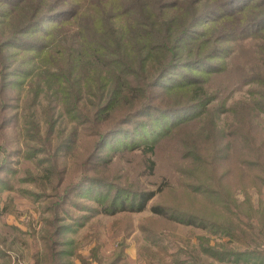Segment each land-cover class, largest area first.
<instances>
[{
	"label": "rangeland",
	"instance_id": "1",
	"mask_svg": "<svg viewBox=\"0 0 264 264\" xmlns=\"http://www.w3.org/2000/svg\"><path fill=\"white\" fill-rule=\"evenodd\" d=\"M157 5L169 8L162 9L163 13L156 16L153 10ZM219 5L222 16L198 21V25L191 30V33L195 32L193 39L182 38V48L175 57L178 64L160 73L159 79H156L159 85L153 88L154 92L151 89L143 94L152 96L157 110L138 116L136 112L141 110L140 107L133 113L138 119L126 122L127 113L139 106L133 99L135 96L129 93V97L114 106L107 118H102L101 112L106 114L110 105L102 106L98 112L93 110L94 104L100 106L103 101H98L92 92L100 97L104 88L105 98L109 99V92L117 78L126 82L135 81L129 84L137 85L140 79L150 77L157 68L167 64L166 47L154 44L155 49L141 61L139 55L130 49L137 70L129 72L123 65L130 60L129 53L125 59L126 50L117 49L115 45L122 28H131V24H155L158 27L170 23L169 18L176 14L179 15V23L184 24L188 18H182L187 16V12L192 17ZM110 10L112 19L115 14L120 16L117 21L108 20L110 24H116V29L113 27L111 31L112 26L106 27L102 22V16ZM263 15L264 0H0V162L9 157L11 162L21 160L16 165L17 174H11L7 165L1 171L3 163H0V183L3 178L5 184H0V264H36L37 258L44 264V260H54L48 257L51 248L57 253L62 252L63 255H58L56 259L66 260L67 264H107L117 261V255L122 252L126 262L117 264H157V259L150 258V252H158L157 248L149 249L153 245L164 247L172 254L170 259L164 260L166 264H175L183 257L179 247L189 250L191 258L197 257L201 264H234L205 255L200 249L202 238L209 239V244L219 250L236 246L233 240L211 236L202 229L180 224L167 227L161 217L151 212L150 207L155 202L177 203L185 191V186L180 184L187 182L185 176L189 171H197L184 161L187 154L183 138L190 139V145H196L189 154L198 155V146L200 155L205 157V165H201L204 171L218 170V158L222 164L219 171L231 173L223 180L225 188H235L240 180L249 181V177L240 172L230 159L219 157L217 153L222 152L221 148L229 155L247 150L253 144L249 140L252 138L264 152V28L256 37L250 32L252 26L245 29L246 24H257ZM71 24H88L87 31H93V35L104 34V41L96 49L101 52L105 67L99 66L97 71H91L87 84H82L83 89H89L88 93L83 91L86 97L82 106L88 112L81 119L71 117L67 112L69 110L61 105L52 109L58 102L57 96H61L59 86L56 92L52 80V88L48 89L45 83L47 75L60 72L57 71L58 66L55 69L52 65L64 68L70 61L72 55L69 57L65 53L64 46L71 41L72 32L79 33L85 27ZM259 26H264V21L258 22L254 30H259ZM231 33H234L232 39L226 41ZM89 37L91 35L87 37V42ZM168 38L172 41L173 35H168ZM221 48L224 55L219 53ZM93 57L99 60L97 55L91 56L89 66L96 62ZM192 60L199 63L210 60L218 67L213 71L199 65L191 67L188 64ZM83 62L86 63L78 59L73 65L75 69L61 70L75 81L69 85V93L79 82L76 75L84 74V69L79 71ZM139 65L144 67L140 69ZM112 72L115 78L110 81L107 77ZM85 73L88 75V70ZM199 76L212 102L204 108L201 116H198L201 111L191 113L194 107L187 113L185 110L176 111L179 107L201 103H192L197 102L193 87L184 88L183 92L168 91L193 85L192 81ZM165 109H170V112L165 113ZM97 118L104 126L120 118L111 129L117 125L120 127L110 136L108 132L97 153L92 152L93 148L102 139L93 144L92 139L82 140L74 136V144L59 155L57 152L53 154L59 159V168L52 178L47 168L54 158L46 146L56 133L47 134L50 127L47 121L50 120L55 130L60 132L69 133L79 128L80 135H84L95 126L92 122ZM159 123L163 127V135L157 138L161 130L160 126H156ZM207 133L211 137L206 139ZM196 135L201 138H195ZM153 142L157 144L153 156L156 168L151 174L142 150ZM211 143L220 147H213ZM32 148L36 152L31 153L34 157L28 161L26 156ZM74 156L81 158L80 163H73L71 158ZM88 162L92 165L85 167ZM88 173L91 180L86 178L82 187L77 186L79 182H76L82 174ZM63 176L65 181L58 187ZM164 180L167 188L152 199L144 211L105 212L119 210L133 201L138 204L139 199L136 200L134 193L153 192ZM117 192L122 197L118 201L115 200ZM55 193L57 197H54ZM63 196L64 205L59 207L56 203ZM253 198L255 200L257 195L253 194ZM160 232L166 236L161 237ZM51 238L54 240L51 241ZM161 255L165 257L164 253Z\"/></svg>",
	"mask_w": 264,
	"mask_h": 264
},
{
	"label": "trees",
	"instance_id": "2",
	"mask_svg": "<svg viewBox=\"0 0 264 264\" xmlns=\"http://www.w3.org/2000/svg\"><path fill=\"white\" fill-rule=\"evenodd\" d=\"M224 2V1H223ZM222 2V3H223ZM225 3V2H224ZM167 7H161L160 5H157V7L153 10V14L156 16L161 15L162 9H168ZM217 8V9H216ZM213 7L209 9H204L203 12L205 13H196V15L191 17V14L187 12V16L182 19H187L188 21L184 24L179 23V15L176 14L169 18L170 23L167 24H160L158 27H155V24H131V28H122L121 30V36L117 38L115 41V45L117 49L126 50L124 54V58H128V53L130 60L128 62H125L123 64L126 69L129 72H136L137 67L134 62V57L132 54L130 55V49L134 51L136 55H139L140 61L144 59V57L152 52V49L154 48V44L161 45L162 47H166L168 49V55L166 57L167 64L163 65L162 67H159L150 75V77H147L146 79H140L137 85L129 84V82L133 83L135 81L126 82V80H121L117 78L115 80L113 87L111 88V91L109 92V99H106V89L103 88L102 93H100V97L97 96V93L94 91L92 94H94V97L100 101V99L103 102L99 106V104H94L93 110H96L97 112L99 109L108 104L110 105L108 108V111L106 114L103 115L104 111H102V118H107L109 115L108 113L114 109V106L119 103L120 100L124 99L125 97H129V94H133L135 96L133 99L137 100V103L139 104L138 107H136L134 110H131L126 115V122H134V119L137 116H135L133 113L141 107V110H137L138 116H140L142 113L148 112L151 114L153 110H155V105L152 103V96L146 95L143 96L144 93L150 92L151 89L154 92L153 88L157 87L159 84L156 82V79H159L160 73L167 68L178 64V59L175 58L177 52L179 51V48H182L184 37L185 40L193 39L192 35L195 33H191L192 27L198 25V21L202 22L205 19H208L212 17V19L220 18L222 16L223 11L218 10L221 9L220 5L218 7ZM116 11L115 13H117ZM113 13V15L115 14ZM112 10L107 11L105 15L102 16V22L105 23L104 25L112 26L109 31L112 30V28L115 27L116 24H110L109 21H117L120 16L118 14H115L116 17L114 19L111 18ZM206 14H209L211 16H208ZM206 15V16H204ZM240 15V14H239ZM202 16H204L201 20H199ZM149 17V16H148ZM147 17V18H148ZM109 20V21H108ZM264 21V15L261 17V19L257 20V24L255 25H245V29L248 26L251 27V34H254L253 36L256 37L260 35L259 31L262 30V27L259 26L260 29L255 31L254 28L258 26V22ZM107 23V24H106ZM64 25V24H60ZM79 25V26H85L84 30L78 32H72L71 41L64 46L65 53H68L67 55L70 58V61L67 63V65L62 68L60 65H52L51 67H54L55 69L57 66L59 69L57 73L47 75L45 83L47 88H52L51 80L54 83V86L56 88V92H58L57 85L59 86L60 91V98L57 96V103L52 106V109H57L62 106L63 109H67V111L71 117L81 119L85 113L88 112V109L83 108V104L85 102V93L83 91H86L89 89H83L82 84H87L88 80L90 79L89 76H91V71H97L99 66L105 67L104 60L101 56V52L96 49V46L99 47L101 41H104V34L99 35H93V31L89 32L88 30V24H71V26ZM118 25V24H117ZM75 27V26H74ZM195 29V28H194ZM242 29L239 30V32ZM253 31V33H252ZM96 33V32H95ZM207 33L203 34L206 35ZM89 37V42L86 41L87 37ZM168 35H173L172 41L169 40ZM196 35V34H195ZM199 36L201 34H198ZM234 33L228 34L226 41H229L232 39ZM180 36V37H179ZM199 36L197 38H199ZM244 34L242 35V37ZM177 40V41H176ZM176 41V42H175ZM197 41V40H196ZM92 44H95V47H92ZM143 45V46H141ZM144 47L146 49L144 50ZM38 49V48H37ZM40 49V48H39ZM38 49V50H39ZM37 50V51H38ZM79 52H75V51ZM223 48L219 50V53L221 52L222 55H224L225 52H223ZM226 50V48H225ZM97 51V52H96ZM213 52V50H211ZM75 52V56L73 53ZM227 52V50H226ZM196 53V52H195ZM219 54L218 56H220ZM97 55L99 57V60L97 57H93V59L96 60V62L92 63V66L90 65V59L91 56ZM90 57V58H89ZM212 57H210L211 59ZM83 60L86 61V63H81L79 71L84 69V74H77L76 78L78 79V84L72 91H67V89H71L69 85H73L75 83L74 80H70V77L66 76V74L61 71L65 68H73L74 63L76 60ZM164 60V59H163ZM56 63V62H54ZM192 63H198V64H192ZM212 61L204 60L203 62L199 63L198 61H193L188 64L191 67H194L196 65H199L200 68H204L205 70H211L213 71L216 67H218L215 63ZM116 65V64H115ZM144 66L139 65V68L142 69ZM86 70H88V75H86ZM112 71V70H111ZM122 72V71H121ZM167 72V70H166ZM165 72V73H166ZM113 75V76H112ZM112 75H108L107 79L112 81L113 78H115L114 72H112ZM123 76V75H122ZM164 76V75H163ZM161 76V77H163ZM146 80V81H145ZM64 81H67L66 84H64ZM193 85H189L187 87H176L171 89L168 92H183L184 88L193 87L192 92H194L195 97L194 100L197 102L192 103H201V104H195L194 106H187V107H179L176 108V111L179 110H185L187 113L188 111H191L190 109L194 107L193 111L191 113L201 111V114L198 116H201L204 112V108L207 107L209 102H212V99L208 98V90H206L203 85L204 81L202 80L201 76H199V79L192 81ZM94 86V85H93ZM178 86V85H177ZM181 86V85H179ZM97 88V87H96ZM3 89V86H2ZM155 89V88H154ZM55 92V93H56ZM88 93V92H87ZM129 93V94H127ZM113 94V97L110 98V96ZM119 99V100H118ZM93 103V102H92ZM107 109V108H106ZM93 110L90 112L92 114ZM157 110V109H156ZM264 110V108H263ZM232 111V110H231ZM164 112H170V109H165ZM184 112V113H185ZM197 116V117H198ZM123 117V116H122ZM124 118V119H125ZM159 118V116H158ZM120 119V118H119ZM119 119L110 125L104 126L103 124H99L98 118L95 120V122H92V124H95V126H92L93 128L89 129V132H84V135H80L79 128H75L69 133H66L64 131L60 132L59 130H55L54 124L48 120L47 124L50 125V127L47 130V134H51L55 132L56 134L52 137V141L48 143L46 146V150L50 153V156L54 158V162L49 164L47 170L50 172L52 178L58 171L59 168V159L54 153H58V155L66 150L68 146H71L73 143V137L77 136L80 139H92L93 144H96L98 139H102L94 146V150L92 152H96L100 145L104 142L106 139L108 132L110 135H112L116 130L120 127V125H117L114 129H111L114 125L117 124ZM124 121V122H125ZM124 124V123H123ZM146 126V125H145ZM156 126H160V135L157 136V138L161 137L163 127L159 123ZM176 126V125H175ZM101 128L102 130H97L95 128ZM148 127V125H147ZM216 127V126H215ZM122 128V127H121ZM167 129V126L165 127ZM157 129H154V132ZM66 133L65 137H62ZM166 134H168L166 132ZM82 136V137H81ZM206 139L211 137V134L207 133L205 134ZM194 138V137H193ZM195 138H201L197 135ZM51 140V138H48ZM197 140V139H196ZM195 140V141H196ZM251 143L249 146V149L242 150L239 153H233V154H226L225 150H222V152H218L217 155L219 157H225L226 159H230V161L238 167V170L242 172L245 176L249 177V181L247 180H240L235 188L227 189L224 186L223 180L228 178L231 173L222 172L219 171V169L222 167L221 162L218 161V158H216L217 163V169L215 172L212 171V169L204 171V166L201 168V165H205V157L200 155V150L197 146V154H189L191 149H194V146L196 145H190V139L183 138L182 144L185 148L187 156L184 158V161L188 164H191L194 166L195 170L197 171H189V174L185 176L186 181L185 184H180V186H185V191L183 192L184 195H181L179 197V200L177 203L173 204H167L162 202H155L150 207L151 212L155 216H159L162 218L161 221L165 223L167 227H170L172 225L180 224L184 225L188 228H198L204 230L206 233H209L211 236H217L219 235L221 238H226L228 240H233L236 246H233L232 248H224L222 250H219L217 248H213L209 244V239H200V249L201 253L209 256H214L219 260L224 261L223 259L232 262L234 264H264V152L263 148L261 146H256L255 142L256 140L254 138L249 139ZM194 141V142H195ZM81 142V141H80ZM79 142V145H80ZM193 143V142H192ZM257 143V142H256ZM155 142L147 144L143 147L142 153L145 155L146 158V166H148L150 173L155 172L156 168V161L153 159V156L155 154L156 150ZM213 147H220L216 144H212ZM28 147V146H27ZM188 147V149L186 148ZM16 149V148H15ZM36 152L34 148L29 150V153L26 156V160L32 159L31 157H34V153ZM192 153V152H191ZM95 154V153H94ZM202 154V153H201ZM31 155V156H30ZM68 156L70 154H67ZM89 154L88 156H90ZM87 156V157H88ZM197 158V159H195ZM11 157L3 160L0 163H3V171L7 166H10V173L11 174H17V168L16 165L21 163V160H18L17 162H11ZM51 159V158H50ZM73 160V163H80V159H78L77 156H74L71 158ZM50 162V160L48 161ZM7 165V166H6ZM91 162L88 165H85V167H90ZM204 171V172H203ZM91 175L88 174H82L81 178L76 182L78 185L84 184V182L87 181L86 178L91 180ZM246 179V177H243ZM2 179V183L4 184V180ZM89 180V181H90ZM216 180V181H215ZM25 181V180H24ZM65 181V176L61 177L59 179V185L58 187L62 186ZM165 181H162L161 184L158 186L157 190L153 192H140L139 194L134 193L136 196V200L139 199V203L135 204L133 201L130 205H124L119 210H106V213L109 214H116L119 211H144L148 205V203L154 199L158 194H160L165 188H167V184H165ZM194 182H197L194 184ZM215 182H217L218 185L215 186ZM5 185V184H4ZM109 185V184H107ZM70 187V186H69ZM66 188L65 194H67L68 188ZM251 188V189H250ZM7 189H11V187H8ZM253 191V192H251ZM120 192V191H119ZM119 192L115 194V197L118 201V199H121L122 197L119 196ZM64 194V195H65ZM253 194L257 195V198L254 200ZM134 195L132 197H134ZM240 195L242 197H240ZM52 197V196H51ZM54 197H57V193H55ZM64 199L63 198L57 202V206L64 205L62 203ZM117 202L113 205L116 206ZM55 206V205H54ZM63 210V209H61ZM65 211V210H64ZM66 213V212H65ZM74 222H76V219H74ZM60 229V228H59ZM62 230V228L60 229ZM152 231H155L152 229ZM161 233V234H160ZM159 235L163 237L165 234H162L160 232ZM166 236V235H165ZM43 237L46 239L47 235H43ZM208 237V236H207ZM209 238V237H208ZM54 240V238H51V241ZM164 239H162L163 241ZM208 245H207V244ZM151 248H157L158 252H150V258L151 259H157L159 262L157 264H166L167 262L164 261L166 259H170V252L165 250V248H160L156 245H153ZM50 249L48 247L47 251ZM161 249V250H160ZM179 252L183 257H181L179 260L175 261V264H201L199 263V260H197V257L191 258V254L189 253V250L179 247ZM48 257H51V259L54 260H44V264H67L63 259L57 260L56 257L58 255H63L62 252L57 253L52 248L48 251ZM161 253L165 254V257L161 255ZM164 257V258H163ZM91 262L93 261L91 258L89 259ZM162 260V261H161ZM125 261L124 254H118L117 255V261L107 263V264H117V262ZM169 261V260H168ZM202 260H200L201 262ZM126 262V261H125ZM36 264H43V262L40 259H35ZM85 263H87L85 261ZM90 263V262H89ZM92 264V263H91ZM100 264V263H99ZM119 264V263H118ZM150 264V263H148Z\"/></svg>",
	"mask_w": 264,
	"mask_h": 264
}]
</instances>
